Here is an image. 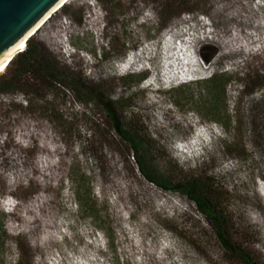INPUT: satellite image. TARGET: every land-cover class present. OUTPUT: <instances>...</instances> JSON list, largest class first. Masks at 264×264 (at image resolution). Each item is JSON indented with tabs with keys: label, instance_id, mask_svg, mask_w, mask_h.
Returning <instances> with one entry per match:
<instances>
[{
	"label": "rangeland",
	"instance_id": "rangeland-1",
	"mask_svg": "<svg viewBox=\"0 0 264 264\" xmlns=\"http://www.w3.org/2000/svg\"><path fill=\"white\" fill-rule=\"evenodd\" d=\"M63 6L29 39L124 100L122 120L162 168L207 172L227 193L236 234L264 261V0ZM192 73L201 79L176 81ZM221 73L228 84L215 105L206 81ZM38 93L0 95V264H238L184 198L140 175L102 110L65 85ZM86 185L90 207L81 209Z\"/></svg>",
	"mask_w": 264,
	"mask_h": 264
},
{
	"label": "trees",
	"instance_id": "trees-1",
	"mask_svg": "<svg viewBox=\"0 0 264 264\" xmlns=\"http://www.w3.org/2000/svg\"><path fill=\"white\" fill-rule=\"evenodd\" d=\"M188 36L190 38V35ZM239 39L238 34L232 36V41L239 42ZM194 40L198 41V38L195 37ZM256 42L257 40H254L240 45L236 50L240 53L245 52L246 49L251 51L249 47ZM228 48L234 50L232 47L231 49ZM125 54L126 50L124 49L115 60H123ZM5 70L6 72L0 75L1 96L21 91L26 96L35 94V97H39L38 91L58 90V87L65 85L77 99L79 98L81 103L93 104L102 110L112 133L128 147L140 175L161 190L184 198L198 214L204 217L212 227L214 240L223 257L238 264H264L257 252L247 246L248 244L243 237L236 234L232 219L227 213V193L223 188L216 185L204 171L187 172L176 163H172L170 168H162L157 162L148 140L122 120L119 111L123 108L124 100L111 99L101 87L87 81L79 74L61 68L41 44L30 39L27 40L25 49L13 57ZM27 75L35 76L41 87L37 88L34 84L26 82L24 78ZM146 78H148V74L142 73L136 84L146 80ZM227 84L228 80L222 76V73L219 77L212 74L206 81V89L217 97L214 100L215 105L219 104L220 95L225 94ZM26 102L30 103V101ZM86 186L83 197L80 190L77 193V202L81 209H89L90 207L87 205V201L89 197L91 198V190L88 185ZM89 217L93 218L92 215ZM4 223L5 215L0 213V234L5 232ZM0 244L2 245V235H0Z\"/></svg>",
	"mask_w": 264,
	"mask_h": 264
},
{
	"label": "water",
	"instance_id": "water-1",
	"mask_svg": "<svg viewBox=\"0 0 264 264\" xmlns=\"http://www.w3.org/2000/svg\"><path fill=\"white\" fill-rule=\"evenodd\" d=\"M62 1L0 0V61L39 23L46 21L50 17H47V15H50L49 13ZM24 49L25 47L20 51H16L7 62V65L16 54L22 52Z\"/></svg>",
	"mask_w": 264,
	"mask_h": 264
},
{
	"label": "bare ground",
	"instance_id": "bare-ground-1",
	"mask_svg": "<svg viewBox=\"0 0 264 264\" xmlns=\"http://www.w3.org/2000/svg\"><path fill=\"white\" fill-rule=\"evenodd\" d=\"M68 0H63L52 12H56L58 9H60ZM49 13L51 14L53 13ZM46 17V18H47ZM45 23V21L39 23L29 34H27L16 46H14L0 61V74L5 70L7 66V62L10 60V58L15 54L16 51H20L23 49L26 45V39H28L29 36H32L33 34L36 33V31Z\"/></svg>",
	"mask_w": 264,
	"mask_h": 264
}]
</instances>
